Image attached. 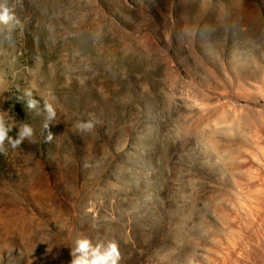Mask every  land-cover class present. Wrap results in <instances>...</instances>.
Segmentation results:
<instances>
[{
    "label": "rangeland",
    "instance_id": "rangeland-1",
    "mask_svg": "<svg viewBox=\"0 0 264 264\" xmlns=\"http://www.w3.org/2000/svg\"><path fill=\"white\" fill-rule=\"evenodd\" d=\"M3 4L20 23L0 24V116L34 136L0 152V264H70L80 237L119 264H234L258 213L264 241V0Z\"/></svg>",
    "mask_w": 264,
    "mask_h": 264
},
{
    "label": "clouds",
    "instance_id": "clouds-1",
    "mask_svg": "<svg viewBox=\"0 0 264 264\" xmlns=\"http://www.w3.org/2000/svg\"><path fill=\"white\" fill-rule=\"evenodd\" d=\"M20 23L15 13L7 4L0 5V24L10 26L9 30L15 25ZM44 100L43 111L46 113V121H52L56 118V109L51 100L46 97H42ZM18 100L26 102L27 107L30 110L37 109L39 101L33 98L32 91L25 89L22 97H18ZM98 121L95 119L94 114H89L88 119H79L73 124V128L78 133H93L96 129ZM48 123L45 124L47 129ZM12 131L3 116H0V152L6 151V144L12 149H17L24 142L34 136V128L28 123H21L16 136L12 137L9 133ZM52 134L46 137L47 142H51ZM84 167H89L85 162ZM70 264H119L121 260V253L119 250V244L115 240L109 241L107 244L98 242L93 245L92 242L85 237L77 238L74 241V247L70 246Z\"/></svg>",
    "mask_w": 264,
    "mask_h": 264
},
{
    "label": "bare ground",
    "instance_id": "bare-ground-1",
    "mask_svg": "<svg viewBox=\"0 0 264 264\" xmlns=\"http://www.w3.org/2000/svg\"><path fill=\"white\" fill-rule=\"evenodd\" d=\"M248 58H250V56L248 57ZM263 58V57H262ZM253 59V58H252ZM251 58H250V60L253 62L254 60H252ZM255 59V58H254ZM264 59V58H263ZM262 59V60H263ZM249 60V59H248ZM249 60V61H250ZM264 61V60H263ZM255 62H257V63H259L258 61H257V58H256V60H255ZM256 64V63H255ZM252 65V64H251ZM259 65H261V64H259ZM259 65H257V67L259 66ZM262 66V65H261ZM262 67H260L259 68V70L261 69ZM264 68V67H263ZM261 71V70H260ZM263 71V70H262ZM261 71V72H262ZM255 72H257V73H259L260 74V72H258V70L257 71H255ZM254 72V73H255ZM251 73H252V71H251ZM258 74V75H259ZM263 74H264V72H263ZM255 75H256V73H255ZM254 75V76H255ZM251 75L250 74H248V77H246V78H249ZM260 76H262V75H260ZM260 76L258 77V78H260ZM263 77H264V75H263ZM263 77H261V79L263 78ZM253 78H251V80L250 79H248L249 80V82L250 81H252L253 82V80L254 79H256V78H254L253 80H252ZM257 80V79H256ZM263 80H264V78H263ZM258 82L260 81L259 79L257 80ZM256 81V82H257ZM254 82H255V80H254ZM253 82V83H254ZM255 82V83H256ZM257 82V83H258ZM261 82V81H260ZM262 82H264V81H262ZM249 84H251V83H249ZM259 84V83H258ZM253 85V84H252ZM255 85H257V84H255ZM262 85H264L263 83H262ZM259 86V85H258ZM260 88H262V87H260ZM250 90V89H249ZM260 90V89H259ZM264 90V89H263ZM262 90H260V92H261ZM215 92V91H214ZM259 92V93H260ZM264 93V92H263ZM262 93V94H263ZM227 94V93H226ZM242 94V93H241ZM240 94V95H241ZM244 95H245V93H244ZM264 95V94H263ZM228 96V95H227ZM254 97V96H253ZM219 101V100H218ZM252 102V101H251ZM232 105V104H231ZM230 106V105H229ZM261 106V105H260ZM239 108V107H238ZM237 108V109H238ZM246 108H247V106H246ZM234 109V108H233ZM240 109V108H239ZM238 109V110H239ZM251 109V108H250ZM253 110V109H252ZM260 110V109H259ZM258 110V111H259ZM237 111V110H236ZM249 111V110H248ZM258 111H256L257 113H258ZM224 112V111H223ZM239 112V111H238ZM237 112V113H238ZM245 112H246V109H245ZM250 112V111H249ZM260 112V111H259ZM244 113V112H243ZM255 113V112H254ZM215 114V113H214ZM241 115H242V112H241ZM247 115V114H246ZM245 115V116H246ZM259 115H260V113H259ZM245 116H243V117H245ZM254 119V118H253ZM257 119V118H256ZM252 121V120H251ZM248 123V122H247ZM262 123V122H261ZM245 124V123H244ZM256 124H257V122H256ZM262 125H263V123H262ZM251 126V125H250ZM264 126V125H263ZM259 128H264V127H259ZM258 128V129H259ZM258 129H256V130H258ZM248 130V129H247ZM259 130H261V134L263 135L264 133V129H259ZM259 130H258V132H259ZM262 130H263V132H262ZM250 133H252V132H250ZM250 133H248V134H250ZM254 134V136H256L257 135V131H256V135H255V132L253 133ZM259 134L260 133H258V136H259ZM261 134H260V136H261ZM247 135V134H246ZM250 136H253V135H251L250 134ZM258 136H256V138L258 137ZM260 136H259V138H260ZM248 138V137H247ZM263 138V137H262ZM261 139V138H260ZM249 140V139H248ZM258 140V139H257ZM262 140L263 139H261V141L259 140V142H262ZM264 141V140H263ZM257 142V141H256ZM258 144V143H257ZM256 144V145H257ZM260 144V143H259ZM242 145V144H241ZM255 146V145H254ZM253 146V147H254ZM260 145H258V148H260L259 147ZM263 146H264V144H263ZM224 147V146H223ZM256 148H257V146H255ZM254 147V148H255ZM261 147H262V143H261ZM264 149V147L261 149V150H263ZM231 150V149H230ZM236 152V151H235ZM263 159H264V157H263ZM250 163V162H249ZM229 164V163H228ZM249 166V165H248ZM246 167H247V165H246ZM235 170V169H234ZM228 175V174H227ZM248 187V186H247ZM262 194V193H261ZM260 198H262V202H263V205H264V195H262ZM245 201V200H244ZM246 203H248L249 204V202H246ZM258 204H259V202H257ZM251 204V203H250ZM247 205V204H246ZM257 210V209H256ZM247 211V210H246ZM248 212V211H247ZM256 212H258V211H256ZM255 214V213H254ZM245 215V214H244ZM249 215V214H248ZM248 219H249V217H248ZM255 219H257V220H255ZM255 219H253L252 218V220H250L247 224V226L248 227H246V229H244L243 228V226H242V224H241V228H243L242 230V233H241V236L238 238V243H236V246H239V248H234V247H232V248H230L229 249V254H230V257L232 258H230V260H233V261H231L232 263H234V264H250V262L252 263V261H247V257L245 258L246 259V261L245 260H243V258L245 257V255L247 254L248 256H249V258H252V260L253 259H255V257L256 256H260V255H263V247H262V245L261 246H257V243H262V242H264L263 240H261L262 242H260V240H258V233H257V231H258V229H259V227H261V223H257V222H260V220H261V217H260V215H259V213L256 215V218ZM244 221H245V218H244ZM247 221V220H246ZM246 223V222H245ZM240 228V229H241ZM236 235V234H235ZM254 242V243H253ZM247 243H249V244H251V246L250 245H248ZM253 243V244H252ZM226 244V243H225ZM229 244V243H228ZM256 244V245H255ZM230 245V244H229ZM228 245V246H229ZM250 246L249 248H247L248 246ZM255 245V246H254ZM225 246V245H224ZM247 250V251H246ZM242 251H243V255H241V253H242ZM245 251V252H244ZM244 253H246L245 255H244ZM250 255H251V257H250ZM242 256H244L243 258H242ZM248 260H250V259H248ZM224 262V261H223ZM249 262V263H248ZM261 262V264H262V261H260ZM225 263V262H224ZM228 262H226V264H227ZM230 263V262H229ZM228 263V264H229ZM231 264V263H230ZM252 264H254V263H252Z\"/></svg>",
    "mask_w": 264,
    "mask_h": 264
}]
</instances>
